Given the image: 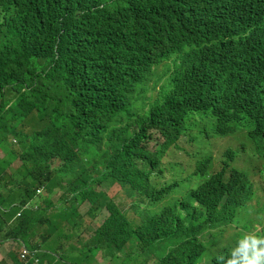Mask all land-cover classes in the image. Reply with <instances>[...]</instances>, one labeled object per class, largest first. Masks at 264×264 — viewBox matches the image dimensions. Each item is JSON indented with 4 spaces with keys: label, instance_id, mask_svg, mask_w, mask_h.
Returning <instances> with one entry per match:
<instances>
[{
    "label": "clouds",
    "instance_id": "1",
    "mask_svg": "<svg viewBox=\"0 0 264 264\" xmlns=\"http://www.w3.org/2000/svg\"><path fill=\"white\" fill-rule=\"evenodd\" d=\"M77 1L92 0H0V37L10 47L22 40L39 68L50 64L71 79L51 106L68 108L79 133L86 125L104 127L82 133L93 141L69 131L53 140L50 168L68 162L63 173L81 183L80 197L46 184L32 199L25 190L10 194L23 177L18 160L16 178L8 167L0 264H264V124L251 101L264 95V59L246 39L264 41V0H104L70 11ZM52 9L58 13L49 22L44 16ZM97 9L112 24L93 36L90 12ZM68 11L75 15L69 33H55ZM180 33L188 34V46ZM100 39L110 72L75 62L80 44ZM122 59L145 67L133 84L119 78ZM187 74L212 89H190ZM77 95L84 109L102 108L103 117L72 110ZM158 106L161 126L177 117L185 127L152 133L153 167L125 149L105 153L113 128L128 122L112 124L115 112L129 114L137 127ZM11 140L18 144L7 146ZM5 144L24 151L12 136ZM56 158L61 165L53 167Z\"/></svg>",
    "mask_w": 264,
    "mask_h": 264
},
{
    "label": "trees",
    "instance_id": "2",
    "mask_svg": "<svg viewBox=\"0 0 264 264\" xmlns=\"http://www.w3.org/2000/svg\"><path fill=\"white\" fill-rule=\"evenodd\" d=\"M104 0H92L89 2L77 1L70 11L78 10L81 6L89 9V4L98 7ZM91 9V8H90ZM69 14V20L63 23H54V32L61 31L69 33V28L75 20L74 13ZM57 9L50 10L44 19L51 21L56 17ZM90 24L93 31V36H96L99 31L106 33L112 24V20L105 15L104 11L97 9L90 12ZM53 29V22L51 23ZM53 31V30H52ZM183 47L189 45V36L185 33H180ZM33 38L39 37L37 32L32 35ZM251 46L254 56L257 60L264 59V41L258 35H251L246 38ZM12 47L8 45L6 40L0 37V149L5 152V156H0V190L4 188L2 177L6 175V171L15 161H19L20 174L22 177L16 182L18 189H13L10 194L18 193L21 195L23 191H27L32 199L37 194L38 187L42 184L57 186L71 190L72 195L80 197L81 183L75 177L72 180L66 175L69 171L68 162L65 167L58 170H52L49 165V160L54 158L53 140L61 137L67 131L74 135H81L86 141H93L88 137L96 127L104 128L103 125H86L82 132L75 131L72 127L75 123L68 108L63 105H52V100L61 86L70 81L68 73L52 67L50 64L39 68L38 59L35 54L26 49V43L22 40H17ZM75 62L77 64H85L87 67L94 70H109L108 56L104 50L103 39L98 42L89 44H80L76 50ZM242 64L237 67L241 70ZM145 67L136 60L122 59L119 78L125 83H134L135 75L139 76ZM186 80L189 81V88L198 93H207L211 86L198 84L191 74L186 75ZM222 87L223 83H219ZM9 94L14 97L9 98ZM82 96L77 95L71 106V109L85 115L88 118H102V108L86 110L83 108ZM235 99L232 95L231 101ZM253 104L260 110L262 114V123L264 124V95L260 94L251 98ZM159 106L156 112L147 123H138L137 127L129 119V114L124 111L115 112L112 124H121L128 119L125 126L118 128L114 127L112 136L107 144L105 153H109L112 149H125L131 158H143L145 166L153 167L154 160L152 155L147 152L150 141L153 140L152 133L157 135L170 128H184V122L177 117L168 120L161 126V120L158 116ZM87 135L84 136L83 134ZM79 135V136H80ZM12 136L17 139L23 148V152L19 155L11 149H6L5 141ZM61 149L59 153L61 154ZM51 154V155H50ZM65 159V157H61ZM96 171V170H95ZM141 173V169H136ZM7 182H13L11 180ZM1 196H4L1 194ZM15 207L12 206L10 210ZM264 214V206L261 208ZM161 264H168L163 260Z\"/></svg>",
    "mask_w": 264,
    "mask_h": 264
},
{
    "label": "rangeland",
    "instance_id": "3",
    "mask_svg": "<svg viewBox=\"0 0 264 264\" xmlns=\"http://www.w3.org/2000/svg\"><path fill=\"white\" fill-rule=\"evenodd\" d=\"M8 143H9V144H7V146H9V147H11V146H16V145L18 144V143H16L14 140L9 141ZM151 147H152V148L155 147L153 143L151 144ZM1 155H3V154H1ZM60 165H61V162L58 160V158L54 159L52 166H53V167H57V166H60ZM18 175H19V172H18V165H12V166H10V168H9V170H8V176H11V177H13V178H16ZM18 201L20 202V199H18ZM86 209H87V207H86ZM105 214H106V210L101 211V212L99 213V216L104 217ZM100 221H101V219H97V223H99Z\"/></svg>",
    "mask_w": 264,
    "mask_h": 264
}]
</instances>
